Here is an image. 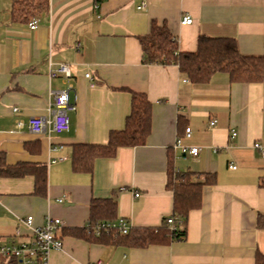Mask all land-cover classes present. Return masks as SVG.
Wrapping results in <instances>:
<instances>
[{
    "label": "crops",
    "instance_id": "1",
    "mask_svg": "<svg viewBox=\"0 0 264 264\" xmlns=\"http://www.w3.org/2000/svg\"><path fill=\"white\" fill-rule=\"evenodd\" d=\"M141 1L47 0L33 18L38 28L30 30L31 20L14 17L16 0H0V151L8 166L48 170L45 197L34 193V176H0V245L29 243L33 231L24 220L32 216L40 227L51 217L64 228L58 233L63 247L51 251L50 264H264L258 260L264 257V157L253 148L264 145V80L231 83L226 73H216L206 84H193L177 65L146 64L138 39L153 22H165L181 52H195L205 35L233 38L241 54L264 57V0H147L140 11ZM185 16L193 23L182 26ZM60 64L70 66V80L50 77ZM69 84L70 130L32 134L30 119L47 117L51 92ZM130 91L153 104L145 145L97 159L92 173L75 171L76 145H104L111 131L124 129ZM178 139L199 147L198 156H185ZM169 156L181 171L216 175V183L203 188L201 206L190 212L183 240L139 248L63 234L88 224L96 198L114 199L116 221L124 219L130 229L161 227L173 213ZM0 264L11 263L0 257Z\"/></svg>",
    "mask_w": 264,
    "mask_h": 264
},
{
    "label": "trees",
    "instance_id": "2",
    "mask_svg": "<svg viewBox=\"0 0 264 264\" xmlns=\"http://www.w3.org/2000/svg\"><path fill=\"white\" fill-rule=\"evenodd\" d=\"M47 0H16L14 17L28 22L46 10ZM146 64L162 66L177 65L180 72L193 84L210 82L216 73H226L231 83L253 84L264 80V57L241 54L233 38H211L202 35L195 52H181L177 39L163 22L152 23L148 35L138 38ZM131 111L122 130L111 131L104 145L79 144L74 147L72 163L75 171L92 173L94 164L100 158H114L120 148L145 145L152 129L153 104L146 94L130 91ZM167 189L173 194V213L177 217V229L171 230L166 223L159 228H129L127 234L119 233L113 226L117 220V203L112 198L93 199L88 224L83 228L63 230L65 236H73L103 245H127L146 247L152 244H169L186 237V222L191 211L202 204L203 188L216 183V175L181 171L169 156ZM34 176L38 196L47 195L48 170L45 165L19 163L8 166L4 152L0 151V176L21 178ZM260 224L264 218L259 217ZM111 225V226H110ZM264 257L258 255L261 261ZM10 263H17L14 258ZM263 261V260H262Z\"/></svg>",
    "mask_w": 264,
    "mask_h": 264
},
{
    "label": "built area",
    "instance_id": "3",
    "mask_svg": "<svg viewBox=\"0 0 264 264\" xmlns=\"http://www.w3.org/2000/svg\"><path fill=\"white\" fill-rule=\"evenodd\" d=\"M96 3H101L105 0H94ZM148 8L147 0H142L138 6V10L146 11ZM193 23V19L190 16H185L181 20V25H190ZM39 22L37 19H33L29 22L28 26L30 30H36ZM51 78H57L59 76L66 80H70L73 75L68 64H60L56 69H51L49 73ZM86 78L93 80L90 73H86ZM93 86V84H92ZM73 90L71 84L66 89L51 92L54 98L53 103L49 108V115L47 117H33L29 121V130L32 134L41 136L49 134H62L70 130V123L67 116V112L70 109H74L70 102V92ZM18 111L17 108L14 109ZM21 127V122L18 123ZM216 126V121L210 122V127ZM186 137L191 136V129H186ZM237 136V131L232 129L230 131V139H234ZM176 148H181L182 153L191 156H198L200 152L199 147H187L182 145L181 140L176 142ZM253 148L261 153L264 157V145L256 142ZM235 168V167H233ZM33 217L29 216L24 220L25 224L33 231L32 239L29 243H17L13 242L9 245H0V257L6 259L14 258L17 260V264H50L49 256L53 250H61L63 247L62 239L58 236V233L64 228V223L60 219L48 217L44 226L35 227L33 225ZM166 223L171 230L177 229V217L169 216L166 219ZM111 226V225H110ZM119 231V233L125 235L129 231L128 223L124 219H119L116 224H113ZM20 235V232L17 233ZM88 264H103L101 261H94Z\"/></svg>",
    "mask_w": 264,
    "mask_h": 264
}]
</instances>
